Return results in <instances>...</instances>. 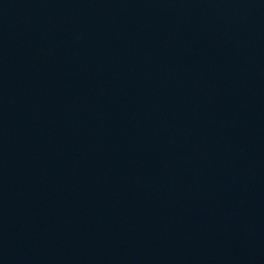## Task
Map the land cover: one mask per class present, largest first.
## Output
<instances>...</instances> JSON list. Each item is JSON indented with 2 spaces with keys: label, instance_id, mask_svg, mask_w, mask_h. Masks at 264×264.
<instances>
[{
  "label": "water",
  "instance_id": "1",
  "mask_svg": "<svg viewBox=\"0 0 264 264\" xmlns=\"http://www.w3.org/2000/svg\"><path fill=\"white\" fill-rule=\"evenodd\" d=\"M0 264H264V0H0Z\"/></svg>",
  "mask_w": 264,
  "mask_h": 264
}]
</instances>
